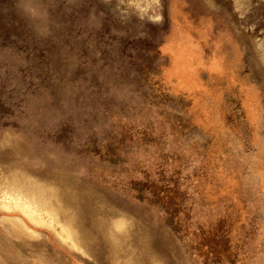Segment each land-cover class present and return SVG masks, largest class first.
<instances>
[{"label": "rangeland", "instance_id": "374dc122", "mask_svg": "<svg viewBox=\"0 0 264 264\" xmlns=\"http://www.w3.org/2000/svg\"><path fill=\"white\" fill-rule=\"evenodd\" d=\"M0 264H264V0H0Z\"/></svg>", "mask_w": 264, "mask_h": 264}]
</instances>
